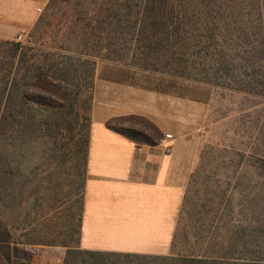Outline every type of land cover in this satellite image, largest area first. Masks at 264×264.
<instances>
[{
	"label": "trees",
	"instance_id": "1",
	"mask_svg": "<svg viewBox=\"0 0 264 264\" xmlns=\"http://www.w3.org/2000/svg\"><path fill=\"white\" fill-rule=\"evenodd\" d=\"M33 30L37 39L30 44L0 38V249L8 264L18 240L2 208L7 127L17 146L33 142L37 150L45 110H69L86 124L97 58L264 97V0H48ZM81 97L87 103L79 110ZM125 118L107 125L150 140L120 123ZM87 143L82 129L84 157ZM60 244L66 247L62 264H89L87 258L106 264L110 254L155 256ZM254 244L230 240L215 254L206 245L173 254L168 264H264L263 258L234 256L236 248Z\"/></svg>",
	"mask_w": 264,
	"mask_h": 264
},
{
	"label": "rangeland",
	"instance_id": "2",
	"mask_svg": "<svg viewBox=\"0 0 264 264\" xmlns=\"http://www.w3.org/2000/svg\"><path fill=\"white\" fill-rule=\"evenodd\" d=\"M34 24L17 37L3 39L30 44L37 39ZM126 67L97 58L89 121L83 125L84 120L69 110H45L37 123V150L33 142L26 148L17 146L8 125L2 208L16 242L78 245L87 161L81 149L82 129L88 132V153L97 83L103 76H123L182 98L185 127L177 136V155L190 161L169 253L149 258L110 254L104 257L106 264H168L171 255L206 245L210 254L221 252L230 240L255 242L236 248L234 256L264 259V97ZM86 103L81 97L76 107L82 110ZM174 108L176 102L171 104ZM124 122L146 137L159 135L146 118L131 116L120 120ZM87 262L93 264L90 258ZM0 264H8L1 249Z\"/></svg>",
	"mask_w": 264,
	"mask_h": 264
},
{
	"label": "crops",
	"instance_id": "3",
	"mask_svg": "<svg viewBox=\"0 0 264 264\" xmlns=\"http://www.w3.org/2000/svg\"><path fill=\"white\" fill-rule=\"evenodd\" d=\"M47 1L0 0V37L21 35L35 23ZM102 78L95 88L91 112L78 246L168 254L190 161L177 155V136L185 127L184 110L179 107L182 98L144 83L134 84L123 76ZM175 102L176 110L171 109ZM131 116L150 120L159 135L134 139L107 125ZM65 249L15 242L10 245V256L12 264H62Z\"/></svg>",
	"mask_w": 264,
	"mask_h": 264
},
{
	"label": "built area",
	"instance_id": "4",
	"mask_svg": "<svg viewBox=\"0 0 264 264\" xmlns=\"http://www.w3.org/2000/svg\"><path fill=\"white\" fill-rule=\"evenodd\" d=\"M160 141H162V139H160ZM164 147H165V150L166 151H169L170 150V148H169V146L167 144Z\"/></svg>",
	"mask_w": 264,
	"mask_h": 264
}]
</instances>
